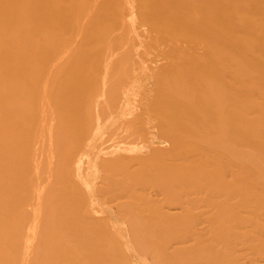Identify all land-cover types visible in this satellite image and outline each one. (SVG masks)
Masks as SVG:
<instances>
[{
	"label": "bare ground",
	"instance_id": "6f19581e",
	"mask_svg": "<svg viewBox=\"0 0 264 264\" xmlns=\"http://www.w3.org/2000/svg\"><path fill=\"white\" fill-rule=\"evenodd\" d=\"M1 146L26 151L19 162L0 151L8 234L39 228L34 209L44 232L77 235L81 264L103 252L122 255L112 264L138 254L139 264H264V0H0ZM39 167L37 180L9 179ZM21 191L34 196L29 212ZM104 192L115 203L135 195L139 207L106 209ZM90 216L98 224L86 230ZM102 216L141 226L104 247ZM249 225L260 235H246ZM178 232L179 245L151 239ZM29 237L4 243L3 261L36 251ZM39 250L42 260L24 258L64 264L72 253L51 262Z\"/></svg>",
	"mask_w": 264,
	"mask_h": 264
},
{
	"label": "rangeland",
	"instance_id": "374dc122",
	"mask_svg": "<svg viewBox=\"0 0 264 264\" xmlns=\"http://www.w3.org/2000/svg\"><path fill=\"white\" fill-rule=\"evenodd\" d=\"M91 42V41H90ZM69 55V54H68ZM65 55V54H63L62 56H61V58H64L63 56H67V59H71V56L69 55ZM69 60H67L66 62L67 63H70L69 62ZM116 60H118L117 62H119V61H121V59H116ZM60 61V60H59ZM63 61H64V59H62L61 60V62L63 63ZM71 61V60H70ZM61 63V64H62ZM65 64V63H64ZM78 64V63H77ZM67 65V64H66ZM97 70H93V71H91V75H94L95 73L97 74ZM141 78V77H140ZM100 106L102 107L103 106V103H101L100 102ZM104 109V108H103ZM30 123H28V124H26V125H29ZM23 126V130H26V131H30L32 128H33V126H35L34 125V123L32 122L31 123V126L29 127V126H25L24 127V125H22ZM110 136H112V137H116L114 134H112V135H110ZM118 136V135H117ZM41 146H43V145H41ZM40 146V147H41ZM39 148H37V147H35L33 150L34 151H36V150H38ZM9 150V147H7V146H1L0 147V151L2 152V153H9L10 154V160H15V161H21V159L25 156V152L26 151H24L22 148H19V149H16V150H14V151H8ZM71 152H73V153H77L78 152V149L77 148H72L71 149ZM127 153H129V152H127ZM128 157H129V155L128 156H123V158H126L127 159V161H124V160H126V159H123V158H121L119 161H123V162H125L126 164H127V162H128ZM36 158V157H35ZM34 158V159H35ZM147 158H149V157H147ZM154 161V159H152V158H150L149 159V161H150V163H152V164H155V163H153V162H151V161ZM35 161V160H34ZM118 161V162H119ZM34 163H36V162H34ZM107 163H109V166H110V164H115V161H104V164L107 166L108 164ZM125 163H122V162H119V164L120 165H123V164H125ZM39 164V163H38ZM125 164V165H126ZM35 166H34V168H33V170L35 171L36 170V168H37V166H36V164H34ZM41 165V164H40ZM40 165H38V166H40ZM41 167V166H40ZM39 167V169H37L38 171L37 172H34L33 170H29V171H27V169H22L21 171H19L18 173H16L17 175H12L9 179H10V181L13 179V180H18V181H21L23 178L24 179H26V180H30V179H34V178H32V177H37L36 178V180L39 178L38 176H37V174H39L40 172L39 171H41L40 169L42 168H40ZM61 171H59L58 172V174H60V175H64V174H66L67 173V171L66 170H64V169H60ZM5 171V167L3 166V169H2V167H0V179H4V178H2V176H3V174L5 173L4 172ZM32 173H37V174H33V175H31ZM41 173H44V172H41ZM120 175V174H119ZM32 176V177H31ZM42 176V175H41ZM122 176V177H121ZM121 176H118V179H119V177L122 179V180H120L119 179V182L118 183H120V181H122V182H127V181H124V180H126L125 178L126 177H124L123 175H121ZM45 177V181L43 180V182L42 183H46L47 184V177H46V175H43L41 178H44ZM116 177V176H115ZM115 177H113L114 178V181H115ZM124 178V179H123ZM41 180V181H42ZM41 181H37L38 183L39 182H41ZM117 182H115V184L117 183ZM122 182H121V184H122ZM1 183V182H0ZM112 184V183H111ZM120 184V185H121ZM48 185V184H47ZM123 185V184H122ZM46 186V185H45ZM114 186V185H113ZM123 186H125V184L123 185ZM123 186H121V187H123ZM114 187H117V184L114 186ZM146 188V187H145ZM145 188H143V189H145ZM115 189H117V188H115ZM115 189H112V190H115ZM142 188L141 189H138L137 191H139V192H135V193H137V194H135V195H139V193L141 194V193H146V191L147 190H145V192H142L141 190H143ZM111 189L109 190H107L108 192H113ZM117 190H119V189H117ZM117 190H115V191H117ZM114 191V192H115ZM144 191V190H143ZM105 194H107V193H105L104 192V194H103V196H104V198L102 199V197L100 196V202H106L105 203V205H103V203H101L106 209L107 208H111V207H113V206H111V205H117V204H119L120 202H123V200L124 201H126L125 202V204H127V203H129L128 205L130 206H136V207H139L138 206V203H140V201H132V199H134L136 196L134 195V196H132V198H130L131 200H129V198L127 197V198H125V199H128V200H125V199H121L120 200V198H119V200H120V202L118 201V202H114V204H111V203H113V202H110V200H111V197L112 196H110V195H113V194H107V195H105ZM19 196H18V199H17V205H19L23 210L22 211H27L26 209H30L31 208V206H33L34 207V196L32 195V194H29L28 193V191H21V193L20 194H18ZM1 196H4V194H2V193H0V208H3V206H4V204L6 203V198H5V196L4 197H1ZM113 197H116L115 195H113ZM113 197H112V199H113ZM129 197H131V196H129ZM136 199H138V198H136ZM135 199V200H136ZM104 200V201H103ZM114 200V199H113ZM116 200V199H115ZM139 200V199H138ZM250 200V199H249ZM112 201V200H111ZM117 201V200H116ZM56 202L57 203H53L52 205H53V207H52V209H55L54 207H56V210H58V211H56L57 213H54V215L55 214H59V213H61L62 211H64V207H63V204L62 203H60L59 201H57L56 200ZM109 202H110V205H109ZM136 203V204H134V203ZM250 201H244L243 203L242 202H240V206L242 205V207L243 206H245V204H247V203H249ZM55 204V205H54ZM250 204V203H249ZM106 205H108V206H106ZM109 208V209H110ZM32 209V208H31ZM241 209V208H240ZM29 211H31V210H28L27 212H29ZM61 211V212H60ZM24 212H22L21 214H23ZM33 213V214H32ZM30 215H32L31 216V218H33L34 220H38V222L36 223V224H33L34 226H37V227H39V228H37L36 230H32V229H29L28 228V226L26 227L27 229H23L22 227H23V225L22 226H19V227H17V226H15L14 227V229H12L11 231H15V230H17V231H19V232H17L16 233V235L15 234H13V236H12V234H11V232H10V234H8L9 233V231H7V233H6V231H4V230H6L5 229V227H3V224H1L0 225V264H10V263H5L4 261H3V257L5 256V250H6V247L5 246H7V243L8 244H11L10 242H16V241H18L19 243H21V242H23V241H25L26 239H28V237L30 238V239H36L35 237H37V239L36 240H39V237H44V236H46L45 237V239L43 240V238H40V240H39V245H38V249L35 251V250H29L28 251V255H30L31 254V258L27 255H25V252L24 253H22V260L20 261V263L22 262V264H25V262L26 263H30V262H32V261H30L29 262V259L30 260H33L34 258H33V256H35V254H37L38 256H36V257H41V255H39L40 253H39V249H41L42 250V248H43V246H46L45 247V249L44 250H42L43 251V256H45L46 257V259H44V260H49V261H53V262H55V261H59V260H62L63 259V253H62V251H61V249H63V247H66L69 251H71L72 253H71V255H70V257H69V259H67L68 261H64V264H81L82 262H83V260L85 259L84 257H85V249H84V247L83 246H81V245H77L74 241H73V239H71L72 237H75V236H77V235H64V237H66V238H68V237H71V238H68L67 240L69 241V240H72L71 242L73 243V245L72 246H70V244H71V242H67V241H65L66 239L64 238L63 239V236H61V235H63V234H60V233H54V234H51V233H47V232H44L43 231V228L42 227H40V222H39V218L40 217H38V216H36L35 215V212H34V209H33V211L30 213ZM92 215H96V213L95 214H91V216ZM89 217V218H92V220L90 219H87V221H86V223H85V225H86V230H91V229H93L97 224H98V219H94V216L93 217ZM23 217V216H22ZM25 217V216H24ZM104 218V219H103ZM114 218V217H113ZM113 218H111V217H109V218H107V216H105V217H103L102 216V221H101V223H102V225L104 226V228L105 227H107V228H105V231H104V234H105V238H109V239H106L107 240V242L106 241H103L104 242V244H103V246L104 247H107L108 245H109V243L108 242H115V243H117V244H110L109 246H113V245H116V247L117 246H119L120 245V241L119 240H115L114 239V237H115V235H119V236H125V235H122V234H120L122 231H124L125 233H129V232H131L133 235H134V232H136L137 233V228L139 229V227L141 226L140 225V222L138 221V220H140L139 218H130V219H128L127 220V217L124 219V220H127L126 222L125 221H123L122 219V222L120 221V218H117L116 220H115V218L113 219ZM24 219V221L27 219V218H23ZM106 219V220H105ZM113 219V220H112ZM131 219H133L132 221H131ZM112 220V221H111ZM115 220V221H114ZM129 220H130V222H129ZM139 224V225H138ZM239 226V225H238ZM242 226H244V225H242ZM32 227V226H31ZM252 226H248V227H245V228H247V229H245V230H247L246 231V235H249V236H254V235H258V233H259V235H260V231H262V227H259V228H251ZM17 228V229H16ZM25 228V227H24ZM34 228V227H33ZM250 228V229H249ZM23 229V230H22ZM28 229L30 230V231H28ZM259 229V230H258ZM20 230H22V231H20ZM137 230V231H136ZM248 230H249V232H248ZM258 231V232H257ZM21 232H26V234L25 235H23V233H21ZM31 232V234H29ZM32 232H34V233H32ZM36 232H38L40 235H36ZM41 232L42 233H44V234H41ZM18 233H19V235L20 236H18ZM248 233V234H247ZM46 234V235H45ZM6 236V238H5V236ZM55 236V237H52V236ZM111 235V236H110ZM131 235V234H130ZM130 235H126L127 237H131ZM24 236V237H23ZM110 236V237H109ZM153 238H151L154 242L153 243H155V244H157V242H158V244H160V243H164V242H168V243H174V245H175V243H178L179 241H182V239H183V237H184V235H183V233L181 234V232H178V233H173V234H164V233H159V234H155V235H151ZM150 236V237H151ZM26 238L25 240H23V239H21V238ZM117 237V236H116ZM182 238V239H181ZM119 239V238H118ZM43 240V241H42ZM44 241H45V243L47 244V245H45V243H44ZM40 242H41V244H42V242L44 243L43 244V246H42V248L40 247L41 246V244H40ZM119 242V243H118ZM160 242V243H159ZM4 243H6V245L4 246ZM17 243V242H16ZM15 243V244H16ZM49 243V244H48ZM18 244V243H17ZM143 244V243H142ZM157 244V245H158ZM180 244V242L177 244V245H179ZM137 245V244H136ZM138 245H141V244H139L138 243ZM137 245V246H138ZM173 245V244H172ZM173 245V246H174ZM63 246V247H62ZM136 246V247H137ZM142 246H144L143 248H146V245H142ZM142 246H140L141 248H142ZM52 247V248H51ZM126 247H128V246H126ZM125 247V248H126ZM140 247L138 246V250L140 251ZM76 250V251H78V254L80 255L81 254V252H83L81 255H83V256H78V254H75L74 252H76V251H73L74 249ZM83 248V249H82ZM128 248H130V247H128ZM142 248V249H143ZM148 248V247H147ZM47 249V250H46ZM78 249V250H77ZM80 249V250H79ZM82 249V250H81ZM143 250H146V249H143ZM29 252H31V253H29ZM45 252V253H44ZM47 252H48V254H47ZM27 253V252H26ZM39 253V254H38ZM52 253H54L53 255H52ZM77 253V252H76ZM105 254V252H103V253H101L96 259H95V262L97 263V264H112L113 262H114V260H116L117 258H121V256L122 255H120L119 253H117V254H111V253H108V254H105V256H103ZM185 254H187L186 252H183V256L185 255ZM52 255V256H51ZM73 255H75V256H73ZM106 255H108V256H106ZM24 256H26V257H28L29 259H25L24 258ZM48 256V257H47ZM115 256V258H113ZM138 256V260L137 261H139L140 262V258H139V256L141 257V255H136V257ZM21 257V256H20ZM35 257V258H36ZM50 257H51V259H50ZM74 257H76V259L74 258ZM80 257H82V258H84V259H79ZM112 257V258H111ZM59 258V259H58ZM25 260V262H23L24 260ZM37 259V262H38V258H36ZM41 260H42V257L40 258ZM114 259V260H113ZM35 260V259H34ZM34 260H33V262H34ZM70 260V261H69ZM82 261V262H81ZM136 261V259L135 260H132L131 262H133V263H131V262H129V264L131 263V264H139V262L138 263H136L135 262ZM79 262H81V263H79ZM20 263H18V264H20ZM39 263V262H38ZM31 264V263H30Z\"/></svg>",
	"mask_w": 264,
	"mask_h": 264
}]
</instances>
